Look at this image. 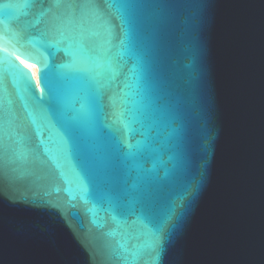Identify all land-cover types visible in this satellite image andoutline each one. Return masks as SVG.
<instances>
[{"label":"water","instance_id":"obj_1","mask_svg":"<svg viewBox=\"0 0 264 264\" xmlns=\"http://www.w3.org/2000/svg\"><path fill=\"white\" fill-rule=\"evenodd\" d=\"M49 7L0 0V264H148L156 243L155 264H264V0H139L123 46L108 13L119 87L79 112L33 104ZM145 116L158 142L133 162Z\"/></svg>","mask_w":264,"mask_h":264},{"label":"snow or ice","instance_id":"obj_2","mask_svg":"<svg viewBox=\"0 0 264 264\" xmlns=\"http://www.w3.org/2000/svg\"><path fill=\"white\" fill-rule=\"evenodd\" d=\"M22 2L27 9L37 6L43 9L45 0H22ZM47 2L51 7L39 13L43 16L46 12H52L51 20L41 31L40 48L42 53L47 55L37 59V63L40 64L42 95L34 97L33 104L41 112H51L67 104L70 97L75 95L72 104V110L75 112L80 111L76 105H80L81 108L98 105L101 89L111 87L113 84L119 87L120 56L119 53L113 56L111 47H107L112 43V29L106 17L112 12L120 17L123 35L120 43L123 46L129 30L135 23L139 0H47ZM0 15L4 13L0 11ZM2 23L3 21L0 20V24ZM50 35L52 38H49ZM52 49L64 53V63L50 65L49 57ZM4 64V58H0V161L3 159L6 104L11 103L5 95L3 86L4 75L8 72ZM101 68L103 71H99ZM16 75L24 78V74L18 69ZM25 82L27 84V81ZM70 84H79L78 92L76 89L70 90ZM125 132L126 135L138 134L143 139L136 144L121 142L120 148L127 149L123 152V156L133 162L137 159H149L155 150L154 144L158 142V133L148 123V118L133 117L125 125ZM150 211V208L142 211L145 219L148 218L146 213ZM156 231L159 229L157 228ZM162 251L160 243L154 244L149 250V255L154 259L148 264H155Z\"/></svg>","mask_w":264,"mask_h":264},{"label":"bare ground","instance_id":"obj_3","mask_svg":"<svg viewBox=\"0 0 264 264\" xmlns=\"http://www.w3.org/2000/svg\"><path fill=\"white\" fill-rule=\"evenodd\" d=\"M0 47H3V45L0 44ZM24 66L27 67L31 71L34 79L37 81L36 65L32 61L24 60Z\"/></svg>","mask_w":264,"mask_h":264}]
</instances>
